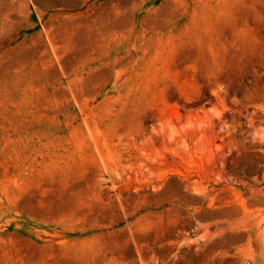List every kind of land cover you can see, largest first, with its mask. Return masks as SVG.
I'll use <instances>...</instances> for the list:
<instances>
[{"label": "rangeland", "instance_id": "obj_1", "mask_svg": "<svg viewBox=\"0 0 264 264\" xmlns=\"http://www.w3.org/2000/svg\"><path fill=\"white\" fill-rule=\"evenodd\" d=\"M0 264H264V0H0Z\"/></svg>", "mask_w": 264, "mask_h": 264}]
</instances>
